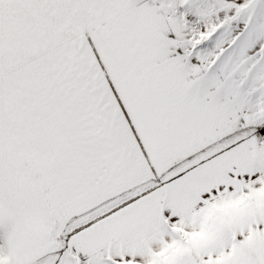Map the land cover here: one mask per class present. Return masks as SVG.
I'll use <instances>...</instances> for the list:
<instances>
[{"label": "snow or ice", "instance_id": "6c2138e0", "mask_svg": "<svg viewBox=\"0 0 264 264\" xmlns=\"http://www.w3.org/2000/svg\"><path fill=\"white\" fill-rule=\"evenodd\" d=\"M0 264H264V0H0Z\"/></svg>", "mask_w": 264, "mask_h": 264}]
</instances>
